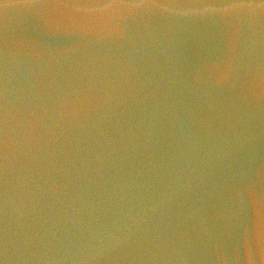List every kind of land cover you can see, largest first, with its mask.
Listing matches in <instances>:
<instances>
[{
    "label": "water",
    "instance_id": "1",
    "mask_svg": "<svg viewBox=\"0 0 264 264\" xmlns=\"http://www.w3.org/2000/svg\"><path fill=\"white\" fill-rule=\"evenodd\" d=\"M0 264H264V0H0Z\"/></svg>",
    "mask_w": 264,
    "mask_h": 264
}]
</instances>
